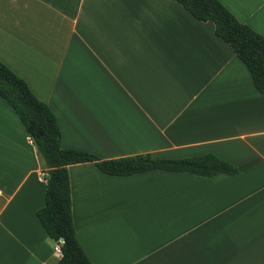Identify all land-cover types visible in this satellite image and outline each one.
Returning a JSON list of instances; mask_svg holds the SVG:
<instances>
[{"label": "crops", "instance_id": "crops-1", "mask_svg": "<svg viewBox=\"0 0 264 264\" xmlns=\"http://www.w3.org/2000/svg\"><path fill=\"white\" fill-rule=\"evenodd\" d=\"M264 35V0H220ZM0 60L100 158L213 153L239 169L67 166L93 264H264V92L211 21L175 0H0ZM43 162L0 96V264H58L37 217Z\"/></svg>", "mask_w": 264, "mask_h": 264}, {"label": "trees", "instance_id": "trees-1", "mask_svg": "<svg viewBox=\"0 0 264 264\" xmlns=\"http://www.w3.org/2000/svg\"><path fill=\"white\" fill-rule=\"evenodd\" d=\"M196 19L211 21L215 34L227 42L246 65L254 86L264 92V35L239 21L220 0H175ZM0 96L13 108L43 162L45 203L36 214L50 239L60 243L58 264H93L75 235L67 166L94 162L103 173L130 175L152 169L202 176L233 174L239 169L213 153L181 158L137 154L103 159L84 149L63 148L54 112L30 89L26 80L0 60Z\"/></svg>", "mask_w": 264, "mask_h": 264}, {"label": "built area", "instance_id": "built-area-1", "mask_svg": "<svg viewBox=\"0 0 264 264\" xmlns=\"http://www.w3.org/2000/svg\"><path fill=\"white\" fill-rule=\"evenodd\" d=\"M60 243H61V241L56 242V244H55V246H54V249H55L57 252H60Z\"/></svg>", "mask_w": 264, "mask_h": 264}]
</instances>
